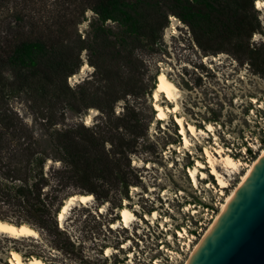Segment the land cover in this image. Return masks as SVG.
Returning a JSON list of instances; mask_svg holds the SVG:
<instances>
[{"label":"rangeland","instance_id":"rangeland-1","mask_svg":"<svg viewBox=\"0 0 264 264\" xmlns=\"http://www.w3.org/2000/svg\"><path fill=\"white\" fill-rule=\"evenodd\" d=\"M154 1L163 4V0ZM254 1L260 33L252 34L250 47L264 46V6L256 8ZM260 1L264 5V0ZM161 11L166 15V25L154 44L133 43L124 36L123 28L106 21L100 25L101 47L92 44L95 53L80 52L81 65L86 63L89 68L82 71L81 66L67 78L68 86L79 91L80 84L87 95H95L91 100L96 105L128 93L109 109L86 108L88 99L77 101L73 107L77 110L61 105L56 113L63 119L53 124L40 119L45 109L37 108L28 94L7 99V106L35 138L53 143L56 134L64 130H71L77 139L83 136L87 142L94 136L105 152L117 151L118 160L111 177L101 180V186L73 178L55 193L56 179L50 177L44 194H55L62 205L72 195L89 194L88 188L97 197L92 195V202L85 206H72L61 227L55 217L60 234L54 239L37 228L36 238L14 239L0 234V264H9L12 251L23 264L31 258L45 264H152L154 258L155 264H184L246 168L241 167L228 178L218 166L217 171L227 180L223 189L205 168L207 179H199L193 188L187 171L196 160L205 163L204 147L212 146L214 138L209 135L197 141L187 134L193 146L185 150L173 115L156 121L152 93L160 73L178 90L176 115L197 129L211 124L216 142L230 157L250 163L264 147V71L254 73L247 60L237 59L232 52L216 54L200 49L187 26L167 13L164 6ZM78 21L76 33L89 44L99 26L96 16L86 10ZM123 44L135 47L131 57L121 51ZM92 63L96 69L90 66ZM159 99L162 108L174 106L163 95ZM51 147L54 144H49ZM58 168L60 164L50 160L43 165L48 177ZM122 182L128 184L125 194ZM124 207L136 220L129 228L121 224L112 228L120 221L119 211ZM154 212L156 221L145 218ZM7 219L5 222L14 225V217L8 215ZM182 229L190 238L189 246L187 239L180 240L177 235ZM137 239L141 242L136 243Z\"/></svg>","mask_w":264,"mask_h":264},{"label":"trees","instance_id":"trees-1","mask_svg":"<svg viewBox=\"0 0 264 264\" xmlns=\"http://www.w3.org/2000/svg\"><path fill=\"white\" fill-rule=\"evenodd\" d=\"M254 3V0H163V4L154 0H0V220H8L9 215L15 218L14 225L27 224L49 238H56L60 231L55 217L62 204L55 194L49 197L44 194L48 179H56L55 193L73 178L90 186H101V180L111 177L118 160L117 151L105 152L94 136L87 142L83 136L77 139L71 130H64L56 134L53 143L35 138L7 106V99L28 94L37 108L45 109L40 119L53 124L63 119L62 114L57 118L56 113V107L61 105L77 110L73 108L77 101L88 99L86 108L109 109V105L128 93L110 98L107 105H96L91 100L95 95H87L80 84L79 91L68 86L67 78L82 66L80 52L90 51L92 44L101 47L100 25L106 21L123 28L124 36L133 43L154 44L166 25L162 6L187 26L200 49L216 54L232 52L237 59L247 60L254 73H261L264 46L249 44L252 34L260 33ZM86 10L99 23L89 44L80 39L75 29ZM134 49L126 44L121 46L127 57H131ZM90 66L97 68L93 63ZM49 144L54 147L49 148ZM47 160L60 164V168L51 170L49 177L43 171ZM127 185L122 182L124 194ZM88 189L87 193L97 197L92 188Z\"/></svg>","mask_w":264,"mask_h":264},{"label":"bare ground","instance_id":"bare-ground-1","mask_svg":"<svg viewBox=\"0 0 264 264\" xmlns=\"http://www.w3.org/2000/svg\"><path fill=\"white\" fill-rule=\"evenodd\" d=\"M260 3L263 5V3L260 1ZM256 8L257 7V1H256ZM172 20H175L172 18ZM82 71L85 69H88L89 66L85 63L82 66ZM178 90L177 88L173 85L171 81L167 79L164 73H160L157 77L156 81V86L155 89L152 93V100H153V108L155 110L156 116L155 119L156 121H164L168 117L167 115L171 114L173 115L174 122L178 128V133L182 137V144L183 148L185 150L189 149V147H192V139L194 138L195 140H200V138H208L209 135H212L214 138V142L212 146H206L204 147V158H205V163H201L200 161L196 160L195 165L192 168H189L187 173L189 176V179L191 181V184L193 188L197 187L198 180H205L207 179V176L203 172L205 168L210 169V174L215 177L217 185L220 187V189H223L227 186V180L221 175L224 174L225 176H232V174L236 173L241 167L246 168L245 173L242 175L240 182L238 185L233 189V191L226 196L224 199V202L220 205V209L216 216L213 218V222L208 226V228L205 230L203 233L202 237L198 241V243L193 247V249L190 251V254L184 264H189L192 258L195 256L197 250L199 249L201 243L203 240L208 236V234L211 232L215 224L218 222V220L221 218L222 214L226 210V208L229 206V204L233 201L243 184L246 182L248 177L251 175L257 164L259 163L260 159L264 156V147L260 150L258 156L251 161L250 163H244L240 159H233L230 157L224 149H222L218 143L216 142L215 138V133L214 128L212 127L211 124H206L205 129H197L190 123L186 122L185 119H183L181 116L176 115V99L178 97ZM163 95L164 98L170 102L174 103V106L172 108L166 107L162 108L158 103L159 96ZM88 119V118H87ZM191 137L189 138L188 135ZM213 150V152H211ZM216 155V156H215ZM221 166V168L224 170L225 173H219L217 171V167ZM198 176L200 178H198ZM135 189V188H134ZM93 196L91 194H79V195H72L70 196L67 200H65L64 204L60 207V210L58 212L57 221L60 225L62 226V221H64V215L68 213V210L71 209L72 206L75 204L79 205H87L90 202H92ZM76 206V205H75ZM102 209V208H101ZM187 209V208H185ZM101 211V210H100ZM120 214V221L117 223L112 224V228L117 227L118 225H122V228H129L130 223L134 220V215L126 208H122L119 211ZM147 220H151L152 222L156 221L158 218V215L156 212H154L151 217H145ZM0 234L5 235L9 238H36L37 237V231L30 227L27 224H21V225H13L11 223L1 221L0 220ZM186 231L182 229V232H177L178 237L180 240H186L187 239V244L186 246H189L188 244L190 243V238L186 235ZM39 236V235H38ZM168 240H172L171 237H169ZM107 252V251H106ZM167 252V251H166ZM170 255L174 254L177 255L179 258V255L177 253L169 252ZM173 257H170V260L173 262ZM177 259V258H176ZM23 262V261H22ZM20 260L19 255L16 252H11L10 253V258H9V264H23ZM25 264H45L43 263L40 259L38 258H31L27 260Z\"/></svg>","mask_w":264,"mask_h":264},{"label":"water","instance_id":"water-1","mask_svg":"<svg viewBox=\"0 0 264 264\" xmlns=\"http://www.w3.org/2000/svg\"><path fill=\"white\" fill-rule=\"evenodd\" d=\"M189 264H264V156Z\"/></svg>","mask_w":264,"mask_h":264},{"label":"built area","instance_id":"built-area-1","mask_svg":"<svg viewBox=\"0 0 264 264\" xmlns=\"http://www.w3.org/2000/svg\"><path fill=\"white\" fill-rule=\"evenodd\" d=\"M148 231V230H147ZM139 242H141L139 239H137L136 240V243H139ZM141 244V243H140ZM162 247V246H161ZM132 248H133V250H134V247L132 246ZM160 249H162V248H160ZM168 249H165V251H167ZM161 251V250H160ZM157 259H153V261H152V264H155V261H156Z\"/></svg>","mask_w":264,"mask_h":264},{"label":"snow or ice","instance_id":"snow-or-ice-1","mask_svg":"<svg viewBox=\"0 0 264 264\" xmlns=\"http://www.w3.org/2000/svg\"><path fill=\"white\" fill-rule=\"evenodd\" d=\"M262 6H264V5H262V4L260 3V0H257V7H262Z\"/></svg>","mask_w":264,"mask_h":264}]
</instances>
